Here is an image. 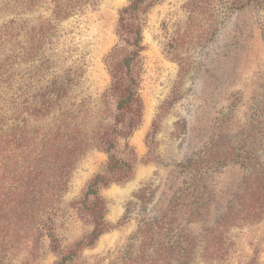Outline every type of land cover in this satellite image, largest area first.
<instances>
[{"label":"rangeland","instance_id":"1","mask_svg":"<svg viewBox=\"0 0 264 264\" xmlns=\"http://www.w3.org/2000/svg\"><path fill=\"white\" fill-rule=\"evenodd\" d=\"M128 3L0 0V264H60L70 252L63 264H264V5L162 0L140 12L127 75L139 112L117 117L111 70L135 49L118 31ZM104 133L133 170L99 188L109 228L83 246ZM91 139L60 199L23 201L57 186L68 153L51 166L49 143ZM36 161L53 170L34 179Z\"/></svg>","mask_w":264,"mask_h":264},{"label":"trees","instance_id":"2","mask_svg":"<svg viewBox=\"0 0 264 264\" xmlns=\"http://www.w3.org/2000/svg\"><path fill=\"white\" fill-rule=\"evenodd\" d=\"M162 0H129L127 6L123 7L119 11L118 19V31L120 36L130 35V44L134 46V50L131 52V55L124 57L118 69L111 70L112 82L109 88L111 95L116 98V109L117 117H124L126 113L139 112L140 101L135 93V88L133 87L132 78H127L129 74V67L133 58L138 55V52L141 50V29L142 24L139 22L138 15L140 12L146 11L149 7L159 3ZM254 3L258 7L264 5V0H234V5L236 9L243 8L247 4ZM50 105V104H48ZM99 141V146L103 148L108 153V159L105 164V170L102 172L96 173L87 183L84 197L85 199H91V205L89 207L90 215L92 217L93 229L90 234L86 237L84 242H79L78 244L83 246L92 245L103 233L108 230V226L104 220L105 216V201L99 196L98 190L101 187L108 186L113 182H123L128 180L133 170V163L128 160L118 158L112 153L114 147V140L106 137V134H102L97 137ZM97 141V142H98ZM68 143H65L63 146L57 145L56 147L49 143L48 151L50 165L54 166L51 162L55 159L65 148L68 155L61 161L59 171H62L58 174L57 186L51 189H35L34 187L28 191V196L23 199L24 202L28 201V204L32 208H38L43 204V202L54 203L62 197V195L67 190L68 182L70 181L71 174L76 168L80 156L83 155L87 148L92 146V139L86 141L83 145L79 144H69V149L67 148ZM42 164L38 161L34 162V179L38 176L41 171H51L53 169L47 167L46 169L40 168ZM44 178L47 179V182L52 174H43ZM37 182V181H36ZM3 195H5L3 197ZM9 192L0 191V209L2 208V203L9 199ZM17 207L22 208L20 203V194L17 197ZM38 215V213H37ZM34 215V220L39 218L38 221L34 222L33 229L37 235H43V225H42V214L36 217ZM40 221V222H39ZM42 225V226H41ZM47 235L51 238L52 244H55L56 237L52 231V227L47 228ZM168 249V248H167ZM162 250L166 251V247ZM74 252H70L67 255L62 257L60 264H63V261L70 257Z\"/></svg>","mask_w":264,"mask_h":264}]
</instances>
